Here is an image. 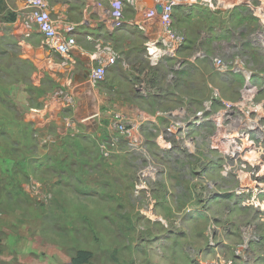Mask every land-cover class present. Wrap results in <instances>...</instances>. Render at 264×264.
<instances>
[{
    "label": "rangeland",
    "instance_id": "374dc122",
    "mask_svg": "<svg viewBox=\"0 0 264 264\" xmlns=\"http://www.w3.org/2000/svg\"><path fill=\"white\" fill-rule=\"evenodd\" d=\"M8 13L5 4L0 264H69L77 250L92 253L89 264H264V0H179L172 30L186 37L203 26L206 50L222 62L217 73L233 88L223 82L220 95H207L198 126L197 118L163 121L161 148L143 141L130 151L125 142L127 152L108 158L103 141L82 138L91 123L71 145L57 131V112L35 134L24 121V95L35 108L57 84L26 81L33 68L17 62Z\"/></svg>",
    "mask_w": 264,
    "mask_h": 264
},
{
    "label": "crops",
    "instance_id": "0c3cea01",
    "mask_svg": "<svg viewBox=\"0 0 264 264\" xmlns=\"http://www.w3.org/2000/svg\"><path fill=\"white\" fill-rule=\"evenodd\" d=\"M43 1L59 32L64 33V27L68 25L75 27L72 36L76 45L69 61L46 51L43 48L44 40L36 31H33L30 38L22 35V24L30 20V9L25 5V0H5L7 11L16 14L15 22H5L4 25L8 36L20 49L16 54L17 62L33 68L26 81L31 80L37 88L42 87L46 79L57 84V92L52 95L46 92L42 98L36 99L40 106L35 108L30 107L24 95L27 108V112L23 114L24 121L35 124L33 134L36 129L37 132L43 130L44 124L54 118L57 112V131L63 137L68 136L71 145L78 140L81 128L86 123H91L93 129H89L90 126L84 127L83 135L85 133L86 136L82 138L87 137L90 141L91 137L96 136L98 144L102 141L104 143L110 136L119 137L111 124V114L118 112L128 124L139 127L142 142L150 147L161 148L162 137L158 129L163 126V121L197 118L198 126L202 113L206 111L207 95L217 92L220 95L223 82L227 90L231 91L233 88L230 80L223 79L217 73L222 70L213 63L212 53L206 50L204 40L209 35L199 32L203 26H199L195 34L186 35L187 40H197L198 47L186 44V37L183 35V46L174 55L167 54L158 64H154L146 54L145 45L159 36L155 32L162 34L161 27H151L149 31L142 32L133 25L141 15L132 9L124 8V24L115 29L108 16L106 0ZM142 2L144 12L157 7L153 0ZM225 16L228 18L231 15ZM153 21L154 19L145 17L139 19L143 24ZM198 24L202 22L198 21ZM106 48L115 62L106 66L104 81L95 87L90 81L89 72L95 65H105L108 54ZM6 52L10 59L14 57L12 52ZM177 62L179 63L176 64ZM14 64L18 69L15 62ZM175 64L179 71L175 73V80H171L169 77ZM223 94L222 92L221 98ZM177 96L174 102L172 98ZM215 114L212 113L213 116ZM68 131L70 133L66 134ZM125 142L124 138L119 137L115 146L117 154L124 150L122 148ZM126 162L128 166L131 165L130 161Z\"/></svg>",
    "mask_w": 264,
    "mask_h": 264
},
{
    "label": "built area",
    "instance_id": "2783aa9c",
    "mask_svg": "<svg viewBox=\"0 0 264 264\" xmlns=\"http://www.w3.org/2000/svg\"><path fill=\"white\" fill-rule=\"evenodd\" d=\"M108 3V16L112 20L113 27L119 29L124 24L123 11L128 7L135 11L141 17L154 19L153 22L146 24L140 23L139 19L133 22V25L140 28L142 32H147L151 27H161V33L153 41H149L145 45L146 54L150 58L151 63L158 64L160 60L166 56L174 55L184 44V36L177 35L172 30V15L176 4L179 0H153L154 5L144 12L142 0H106ZM187 3H192L194 0H180ZM142 2V3H141ZM25 5L30 9V20L22 24V35L25 38H30L33 31H36L44 40V44L49 51L58 55L61 59L69 61L71 51L75 47V39L73 33L75 27L68 25L64 27V33L59 32L50 18L46 4L43 0H25ZM106 63L103 66L94 67L89 72V78L93 85L104 81L106 66L113 65L115 58L110 56L108 48ZM213 62L218 68H222V62L219 59H214ZM112 127L117 131L119 137H122L127 142V147L130 151H138L142 146V136L139 133V127L134 124H128L125 118L118 112L111 114ZM119 137H111L108 146L102 143L99 147L100 154L104 158H108L114 153ZM110 150V151H109Z\"/></svg>",
    "mask_w": 264,
    "mask_h": 264
},
{
    "label": "trees",
    "instance_id": "16d2710c",
    "mask_svg": "<svg viewBox=\"0 0 264 264\" xmlns=\"http://www.w3.org/2000/svg\"><path fill=\"white\" fill-rule=\"evenodd\" d=\"M5 0H0V12L4 10ZM6 22L13 23L16 21V14L8 13L6 17ZM93 255L87 250H77L74 255L70 258L71 264H89Z\"/></svg>",
    "mask_w": 264,
    "mask_h": 264
},
{
    "label": "water",
    "instance_id": "95a60500",
    "mask_svg": "<svg viewBox=\"0 0 264 264\" xmlns=\"http://www.w3.org/2000/svg\"><path fill=\"white\" fill-rule=\"evenodd\" d=\"M69 264H71V263H69Z\"/></svg>",
    "mask_w": 264,
    "mask_h": 264
},
{
    "label": "bare ground",
    "instance_id": "6f19581e",
    "mask_svg": "<svg viewBox=\"0 0 264 264\" xmlns=\"http://www.w3.org/2000/svg\"><path fill=\"white\" fill-rule=\"evenodd\" d=\"M75 148V147H74Z\"/></svg>",
    "mask_w": 264,
    "mask_h": 264
}]
</instances>
